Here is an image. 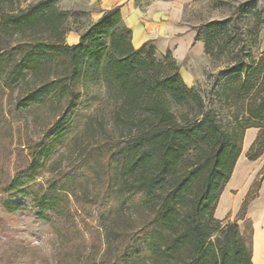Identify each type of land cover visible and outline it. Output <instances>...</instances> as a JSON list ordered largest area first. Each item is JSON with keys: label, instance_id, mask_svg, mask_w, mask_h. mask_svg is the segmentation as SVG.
<instances>
[{"label": "trees", "instance_id": "16d2710c", "mask_svg": "<svg viewBox=\"0 0 264 264\" xmlns=\"http://www.w3.org/2000/svg\"><path fill=\"white\" fill-rule=\"evenodd\" d=\"M59 3L0 0V114L15 120L48 110L52 116L45 138L27 147V166L0 191L7 197L4 212L25 213L18 201H30L38 222L81 231L78 216L101 224L117 203L132 225L112 232L114 254L88 256L82 264H253V237L238 223L245 221L252 232L246 216L264 170L234 222L223 224L215 213L247 129H260L247 159L264 155V59L259 66L239 62L221 71L220 94L239 106L227 132L217 109L185 83L171 52L161 54L151 42L135 48L120 7L105 12L71 46L65 41L69 14ZM232 21L212 22L204 36L194 29L207 56L215 57L212 41L228 34ZM248 70L259 80L244 82ZM85 102L99 105L84 111ZM82 125L98 130L99 148L36 183ZM96 158L105 188L89 207L74 211L69 191Z\"/></svg>", "mask_w": 264, "mask_h": 264}, {"label": "rangeland", "instance_id": "374dc122", "mask_svg": "<svg viewBox=\"0 0 264 264\" xmlns=\"http://www.w3.org/2000/svg\"><path fill=\"white\" fill-rule=\"evenodd\" d=\"M150 1L136 0L137 3ZM98 4L99 2L92 0H60V9L69 14L67 25L71 32L67 34L65 40L68 45L72 35L80 37L89 26L97 22L100 12ZM241 5L247 6L237 12ZM231 18L233 21L229 26V33L212 41L215 57L206 56L204 60L189 58L183 63L179 62L180 74L185 83L201 92L208 107L217 109L218 121L227 132H231L235 126L233 113L239 106L236 109L234 105L238 102L232 99L227 101L226 96L220 94L218 88L224 81L220 73L239 62L248 65L254 63L255 66L262 64L264 0H191L183 11V22L192 30H200L202 36L207 33V25ZM236 21L239 23L238 28ZM250 72V70L244 72L243 81L248 82V79L258 81V75L249 78ZM98 105V102L89 105L85 102L83 108L84 111L92 112ZM51 117L48 110L15 120L11 118L6 120L0 114V191L18 170L27 166L29 162L27 147L45 138ZM259 132L258 128H250L244 132L242 154L231 179L235 187L232 191L234 197L238 196L241 190H249L258 174L264 170V155L254 162H250L246 157ZM100 137L98 130L82 125L71 134L69 147H63L52 160L49 170L37 179L36 183L48 181L53 175L63 171L67 165L87 155L89 151L99 148ZM97 161V158L93 160L89 175L78 181L69 191L74 211L80 206L89 207L90 201L99 198L105 188V178L100 174L96 175L98 171L96 169L100 168ZM6 198L0 192V264H82L88 256L101 257L104 252L114 254L116 245L112 240V232L127 229L132 225L130 215L121 211L117 203L101 224L96 220L87 219L84 215L78 216L77 223L81 231H75L63 222L57 221L54 226L38 222L35 219L37 212L30 201L21 199L18 201L25 207V213L8 215L2 206V201ZM256 200L261 206L264 204V181ZM236 218L237 215H231L220 221L226 224L228 220L234 222ZM255 218L259 228L264 231V215L258 210ZM238 225L244 235L251 234L253 237V222L250 228L252 232L249 233L246 232L245 221H240ZM256 253L258 251L252 248L253 264H263L264 258L256 257Z\"/></svg>", "mask_w": 264, "mask_h": 264}, {"label": "crops", "instance_id": "0c3cea01", "mask_svg": "<svg viewBox=\"0 0 264 264\" xmlns=\"http://www.w3.org/2000/svg\"><path fill=\"white\" fill-rule=\"evenodd\" d=\"M92 1L99 2L100 12L97 21L105 12L116 7L121 8L123 21L132 30L135 48L139 49L145 43L151 42L158 52L161 54L171 52L178 62L183 63L189 58L206 59L205 43L197 40V32L183 22L184 7L191 0H151L147 3H137L136 0ZM79 38L75 34L72 35L69 45H76ZM234 188L230 181L220 199L215 213L216 219L225 220L231 215L238 214L248 190H241L240 194L234 197L232 194ZM257 201L250 205L246 220H251L254 223L253 248L258 251L256 257L264 258V231L259 228L255 218V213L258 210L264 215V204L261 206Z\"/></svg>", "mask_w": 264, "mask_h": 264}]
</instances>
